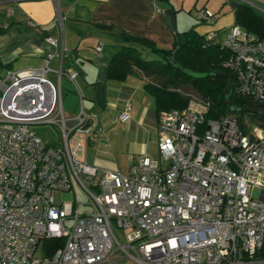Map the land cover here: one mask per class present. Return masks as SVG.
Instances as JSON below:
<instances>
[{
  "label": "built area",
  "instance_id": "built-area-1",
  "mask_svg": "<svg viewBox=\"0 0 264 264\" xmlns=\"http://www.w3.org/2000/svg\"><path fill=\"white\" fill-rule=\"evenodd\" d=\"M221 43L237 95L264 104V37L234 23ZM64 55L57 67L49 53L0 77V264H264V129L208 117L207 104L191 99L159 113L157 158L141 155L127 171L98 167L86 152L104 128L83 109L78 71L64 72ZM63 76L79 96L74 116L63 110ZM35 124L57 126L62 145L47 144ZM75 183L91 197L87 211L61 199Z\"/></svg>",
  "mask_w": 264,
  "mask_h": 264
},
{
  "label": "crops",
  "instance_id": "crops-1",
  "mask_svg": "<svg viewBox=\"0 0 264 264\" xmlns=\"http://www.w3.org/2000/svg\"><path fill=\"white\" fill-rule=\"evenodd\" d=\"M163 8L152 0H0V77L9 69L40 65L49 53L55 54L52 65L57 67L64 51L62 69L67 74L78 71L75 84L85 111L98 113L101 108L94 99L95 85L103 83L105 87V107L101 110H106V117L101 120L97 114L104 133L91 138L87 162L127 171L139 156H151L153 141L157 150L158 115L154 98L143 89L146 78L141 72L114 82L106 80L105 71L121 47L122 31L162 45L171 39L169 30L172 34L173 30L166 23ZM47 36L57 38V46L49 43ZM99 43L102 46L97 51ZM127 106L129 118L117 119Z\"/></svg>",
  "mask_w": 264,
  "mask_h": 264
},
{
  "label": "trees",
  "instance_id": "trees-1",
  "mask_svg": "<svg viewBox=\"0 0 264 264\" xmlns=\"http://www.w3.org/2000/svg\"><path fill=\"white\" fill-rule=\"evenodd\" d=\"M251 9L246 3L237 4L234 23L262 38L264 17ZM208 32L199 34L194 28L182 32L173 30V45L164 49L148 38L122 31L121 47L106 67V80L122 82L139 71L146 78L143 89L154 98L157 115L172 108L182 109L189 100L198 99L207 104L208 117L231 115L236 117L242 129L246 127V120H251L264 129V115L244 111L245 107L264 104L237 95L235 76L224 65L229 51L222 46L218 30H214L213 39L207 38ZM142 50L149 51L155 58H143ZM219 73H226L231 79L230 108L224 102L227 79ZM62 241L51 239L48 245H60ZM51 252L52 249H48L46 254Z\"/></svg>",
  "mask_w": 264,
  "mask_h": 264
},
{
  "label": "rangeland",
  "instance_id": "rangeland-1",
  "mask_svg": "<svg viewBox=\"0 0 264 264\" xmlns=\"http://www.w3.org/2000/svg\"><path fill=\"white\" fill-rule=\"evenodd\" d=\"M156 7L163 8L162 13L165 9L171 8L173 10L175 28L177 32H182L188 28H194L195 31L199 34L206 33L209 30H217L219 32V39L224 40L227 34L230 31V27L234 24V9L237 4L243 3L240 0H152ZM248 3H253L256 6H250L252 11L260 14L264 17V0H245ZM236 4V5H235ZM235 5V6H234ZM248 5V4H247ZM204 8L209 13L213 14L214 16L207 20L201 21L197 18V10ZM164 16V14H163ZM165 18V16H164ZM166 20V19H165ZM167 23V22H166ZM170 29V28H169ZM170 31L171 39L167 42L162 44H156L158 47L169 49L173 45V34ZM143 58L150 59L155 58V56L150 53L149 51L143 52ZM62 103L64 112L66 114L76 112L77 114L79 110V101L77 98V91L74 89L72 84L63 77L62 78ZM86 108V102L84 104ZM78 108V110H77ZM101 120H104L106 117V110L98 109V113ZM108 116V115H107ZM109 117V116H108ZM247 129L252 132L253 129L256 127V123L251 120H246ZM35 133L41 137L47 144L51 146H61L62 145V137L60 130L57 126L53 124H35L31 126ZM152 157L157 158V150H156V143L153 141L152 144V151L150 154ZM259 193V189L254 187L251 195L253 197H257ZM62 201L72 202V201H79L83 203L82 210L87 211L89 210V205L91 201V197L84 192L77 183L74 184V192L64 191L61 195ZM36 256L42 257L44 256V251L42 246L39 245L38 251L36 252Z\"/></svg>",
  "mask_w": 264,
  "mask_h": 264
},
{
  "label": "water",
  "instance_id": "water-1",
  "mask_svg": "<svg viewBox=\"0 0 264 264\" xmlns=\"http://www.w3.org/2000/svg\"><path fill=\"white\" fill-rule=\"evenodd\" d=\"M236 5V4H235ZM234 5V6H235ZM163 14L165 16V19L169 25V27L174 30L175 28V22H174V16H173V10L171 8H167L163 11ZM226 77L227 79V86L224 91V102L227 105V107H231V79L230 76L226 73H219ZM95 102L96 104L103 109L105 107V87L103 83H97L95 85ZM244 111L254 113V114H260L264 115V106H248L244 108Z\"/></svg>",
  "mask_w": 264,
  "mask_h": 264
}]
</instances>
